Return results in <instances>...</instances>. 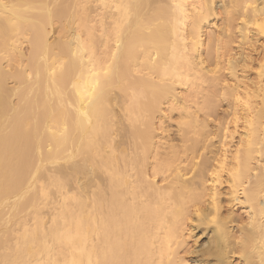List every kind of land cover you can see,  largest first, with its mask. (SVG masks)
Here are the masks:
<instances>
[{
	"label": "bare ground",
	"instance_id": "bare-ground-1",
	"mask_svg": "<svg viewBox=\"0 0 264 264\" xmlns=\"http://www.w3.org/2000/svg\"><path fill=\"white\" fill-rule=\"evenodd\" d=\"M262 19L264 0H0V264H189L198 228L194 264H264Z\"/></svg>",
	"mask_w": 264,
	"mask_h": 264
},
{
	"label": "rangeland",
	"instance_id": "rangeland-1",
	"mask_svg": "<svg viewBox=\"0 0 264 264\" xmlns=\"http://www.w3.org/2000/svg\"><path fill=\"white\" fill-rule=\"evenodd\" d=\"M218 17L219 18H216L217 21H215V26H213V27L210 28V32L212 30L211 33L217 34V32H219L218 30L220 28H222L223 26H225L224 23L222 22V19H221V18H223V15L221 17L220 16H218ZM54 36H57V35L55 34ZM234 37H235V35H234ZM263 43H264V40L263 39H260L259 42L255 43V45H254L255 47L253 46L254 49L252 48V49L249 50L250 54L252 55V57L254 59H256L257 56H260L262 54V45H263ZM233 46H234V44L232 45V47ZM238 51H239L238 49L232 48V51H231L232 53L231 54L234 53L233 55H236L237 54L236 52H238ZM257 73H258V71H256V65L254 63V64H252V67H251V69L249 71H240L239 70L237 75L239 76V78L241 77L240 79H242V81L247 82L248 84H250V83H256V82H258ZM224 77L226 79L229 78L228 74H226V73H225V76ZM263 84H264V82H263ZM218 92H217V94H219L220 98H218L219 97L218 96L217 99H216V100L219 99V102L217 101V105L219 106V107L217 106L218 108L216 110V114L217 115L213 119H211V118L208 119V121L210 123L208 122L207 123L208 126L206 125V127L209 128V130H208V128H206V130H207L206 132H209L210 130H212L213 134L215 132H217V129H218V127H217L218 125L217 124L219 122H222L223 123L224 121H227L228 120V118H229L228 117L229 116L228 113L230 111L229 102H228V100H226L227 98L226 97L225 98L222 97V95H220V93H218ZM206 94H207V92H206ZM204 96H205V93H204ZM200 99H201V96H200ZM200 99L197 102L202 103L203 99H202V101ZM165 109L167 111V108H165ZM169 111L170 110H168V113L169 114L167 112H164V114H162L163 115V118L161 116L160 118H158L156 120V122H158L159 125L160 124H163L164 125V126L162 125L163 127H161V125H160V127L163 128V129L160 130V131H158V127L159 126L156 123V125L158 127H156L157 129H156L155 134L157 133L156 135H158V137L161 138V140L163 139V141H160V139L158 140V137L156 135H155L156 136L155 138H156V140H158L159 143L161 142L160 144H162V142L164 143V146H163V144L161 145L163 148L160 146V144H158L162 148V149H160L158 147V151H160L159 153H161V154H164L166 152L165 150H166L167 146H169V145H181V143H180V135L181 134H180V129L178 127V123L180 122V119H181L180 118V112L175 111V113H174L172 111L171 112H169ZM165 114H166V116H165ZM199 117H200V119L203 120L204 119L203 113H200L199 114ZM159 120L162 121V123L159 122ZM160 127H159V129H161ZM163 130H164V132L162 133ZM212 132L210 131V133H212ZM159 134L162 135V137ZM237 136H239V134ZM221 190H223V188ZM261 204H262V207H264V199L261 200ZM228 209L232 212V217L234 219L233 224L231 225L232 226V229H234V232L240 238V235H239L240 234L239 233L240 230H239V228H241V226L242 227H246V225L248 224V222H250L249 221V218H250V215L249 214H251V213L253 214V212H251L252 209L250 208V206L248 204L242 206V205H239L237 203L236 204L234 203L232 206H228ZM206 232H207V234L205 233V228L204 229L198 228V230L196 229L195 232L193 233L194 234L193 235L194 237H192L189 240V247H188L189 249L188 250H190L189 253H192L193 252L192 254H187V256H186V259L189 261L188 262L189 264H194L192 262V260H193V258L196 255V251H198L200 249H203L204 245L206 244V241L209 238L208 236H209V234H211L210 231H209V229H207ZM202 233H203V235H202ZM232 247L234 249V252L238 255L239 252H240L239 251V249H240L239 246H232ZM194 251H195V253H194ZM237 255L233 256L232 263L233 264H244V260H242V257L240 259V254L238 256ZM253 261H255V260H253Z\"/></svg>",
	"mask_w": 264,
	"mask_h": 264
},
{
	"label": "snow or ice",
	"instance_id": "snow-or-ice-1",
	"mask_svg": "<svg viewBox=\"0 0 264 264\" xmlns=\"http://www.w3.org/2000/svg\"><path fill=\"white\" fill-rule=\"evenodd\" d=\"M255 27L259 28L260 31L264 32V25L256 24Z\"/></svg>",
	"mask_w": 264,
	"mask_h": 264
},
{
	"label": "clouds",
	"instance_id": "clouds-1",
	"mask_svg": "<svg viewBox=\"0 0 264 264\" xmlns=\"http://www.w3.org/2000/svg\"><path fill=\"white\" fill-rule=\"evenodd\" d=\"M258 24L264 25V19L260 20V22Z\"/></svg>",
	"mask_w": 264,
	"mask_h": 264
}]
</instances>
